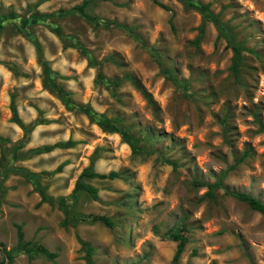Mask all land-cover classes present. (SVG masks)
<instances>
[{"label":"rangeland","instance_id":"rangeland-1","mask_svg":"<svg viewBox=\"0 0 264 264\" xmlns=\"http://www.w3.org/2000/svg\"><path fill=\"white\" fill-rule=\"evenodd\" d=\"M189 3L0 0V263L264 264V0Z\"/></svg>","mask_w":264,"mask_h":264},{"label":"trees","instance_id":"trees-1","mask_svg":"<svg viewBox=\"0 0 264 264\" xmlns=\"http://www.w3.org/2000/svg\"><path fill=\"white\" fill-rule=\"evenodd\" d=\"M182 3H184L185 5H188L190 4L189 3V0H178ZM164 6V5H162ZM165 7V6H164ZM122 26V25H120ZM120 132L122 133V135L124 136V138L126 139L127 143L133 148V149H136L137 148V141L134 139V137L129 133V131L125 130V129H121ZM245 156V155H244ZM244 156H241L239 159H236L235 160V164L240 162V160H242L244 158ZM232 166L234 165H231L230 168H232ZM21 171H24L23 169H20ZM229 169H226L225 171H222L217 179L216 182L214 183H211V184H206L205 182H202V181H195L194 184H196L197 186H207L208 187V191H207V194L209 196H213V190L214 188H217V187H221L222 186V180L225 178V176L227 175V172H228ZM118 175L117 172L115 171H111L109 172L108 174H97L95 172H92V171H89L88 169H85L82 173V177L83 176H87V177H94V176H98V177H101V178H114ZM75 188H84L88 191H91L93 192L94 189L91 188L90 186L86 185L84 182L82 181H77L76 183V186ZM226 191V194H229L233 197H235L236 199L240 200V201H244L245 203H247L251 208L261 212L262 214H264V203L257 200L256 198H254L253 196L249 195V194H246V193H241V192H238V191H231V190H225ZM69 215V212H67L66 214V217ZM64 218V220L62 221L63 224L66 223L67 221V218ZM93 219L95 220H99L101 221L102 223H104L106 226H111L113 223L112 221L107 218L106 216L104 215H101V216H94ZM18 231L20 232V229L18 227ZM166 236L170 237L172 240H174L176 242V251L173 255V258H172V263L171 264H176L177 262V259L179 257V254L180 252L182 251L185 243H186V230L183 226H181L180 228H177L175 229L174 231H171L169 233L166 234ZM87 245V250L90 251L92 249L91 245L86 243ZM37 249L39 252L43 253L44 255H46L49 259H52L54 257L57 256V253L56 252H52V251H49L45 246L43 245H38L37 246ZM3 251L6 253L7 255V259H8V262H12L13 258L18 254V252H20L17 248H13L9 251L3 249ZM0 264H3V260L1 261Z\"/></svg>","mask_w":264,"mask_h":264}]
</instances>
